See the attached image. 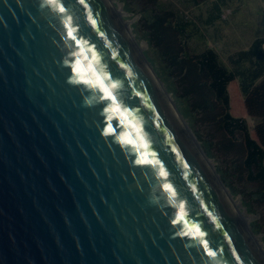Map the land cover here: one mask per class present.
I'll return each instance as SVG.
<instances>
[{"label": "water", "instance_id": "95a60500", "mask_svg": "<svg viewBox=\"0 0 264 264\" xmlns=\"http://www.w3.org/2000/svg\"><path fill=\"white\" fill-rule=\"evenodd\" d=\"M152 72L107 0H0V264H264Z\"/></svg>", "mask_w": 264, "mask_h": 264}, {"label": "trees", "instance_id": "16d2710c", "mask_svg": "<svg viewBox=\"0 0 264 264\" xmlns=\"http://www.w3.org/2000/svg\"><path fill=\"white\" fill-rule=\"evenodd\" d=\"M133 1L142 7L150 42L161 52L184 96L199 119L220 135L217 143L232 157L236 177L243 175L253 185L251 203L264 207V37H256L231 57L236 65L247 63L246 68L230 69L213 47L191 51L193 20L161 8L160 0ZM210 1L192 3L199 6ZM222 10L219 2L214 3L207 24L218 20ZM250 119L255 122L252 127Z\"/></svg>", "mask_w": 264, "mask_h": 264}, {"label": "rangeland", "instance_id": "374dc122", "mask_svg": "<svg viewBox=\"0 0 264 264\" xmlns=\"http://www.w3.org/2000/svg\"><path fill=\"white\" fill-rule=\"evenodd\" d=\"M161 8L173 9L187 20H193L195 30L188 45L192 52L197 53L207 47H213L221 54L222 60L230 69H243L248 66L242 62L236 65L231 57L237 51L247 48L258 36L264 37V0H222V15L213 24H207V17L213 7L212 1L195 6L192 0H160ZM112 10H117L123 23L129 25L132 39L137 47L147 56L163 93L171 97L174 106L183 118L185 128L196 139L214 169L226 185L232 199L236 201L238 214L244 215V224L253 231L254 238L264 251V207L251 203L253 185L243 176L236 177L232 168V157L220 148L217 139L220 135L199 119L197 110L190 105L178 85V80L170 72L161 52L151 44L148 22L144 19V11L137 1L107 0ZM197 18V19H196ZM195 27H192L194 29ZM178 116V114H177ZM252 127L255 122L249 121ZM186 128V129H187ZM188 129L186 130L188 132ZM235 173V174H234ZM250 202V203H249Z\"/></svg>", "mask_w": 264, "mask_h": 264}, {"label": "bare ground", "instance_id": "6f19581e", "mask_svg": "<svg viewBox=\"0 0 264 264\" xmlns=\"http://www.w3.org/2000/svg\"><path fill=\"white\" fill-rule=\"evenodd\" d=\"M115 13L118 15V13L119 12H117V10L115 11ZM125 26L127 27V29H128V31H129V33H130V36L132 37V31H131V29H130V27H129V25H126V23H125ZM138 49H139V51L141 52V54H142V51H141V49L138 47ZM165 96H166V98L168 99V101H169V103L171 104V106H172V108L174 109V111H175V113L176 114H178V118L180 119V121H182L183 120V118L181 117V115L179 114V112L177 111V109H176V107L174 106V103H173V101H172V99H171V97L165 92ZM182 123V122H181ZM183 124V126H184V123H182ZM184 128H185V126H184ZM187 128V127H186ZM185 128V129H186ZM188 129V128H187ZM186 129V130H187ZM188 135L190 136V138L192 139V141L194 142V144L196 145V147L198 148V150L200 151V153L202 154V156L204 157V159L206 160V162H207V164H208V166H209V168H210V170H211V172L214 174V176L216 177V179L219 181V183H220V178L218 177V175L215 173V171H214V167H213V165H212V163L210 162V160L208 159V157L206 156V154L202 151V148L200 147V145L197 143V141H196V137L194 138L193 137V135L191 134V132H189V129H188ZM221 184V183H220ZM222 186V185H221ZM223 187V186H222ZM223 189H224V191L226 192V194H227V196H228V198H229V200H230V202L232 203V205L234 206V208H235V210H236V201H234L233 199H232V197H231V195H230V193H229V191L226 189V187H223ZM237 211V210H236ZM239 216H240V218L242 219V221H243V223H244V215H242V214H239ZM244 216V217H243ZM245 226H246V224H245ZM247 227V226H246ZM247 229H248V231L250 232V234L252 235V237H253V239L255 240V242L257 243V245H258V247L260 248V250H261V245L259 244V242H257L256 241V239L254 238V233H253V231L251 230V227H250V229L247 227ZM262 251V250H261Z\"/></svg>", "mask_w": 264, "mask_h": 264}, {"label": "crops", "instance_id": "0c3cea01", "mask_svg": "<svg viewBox=\"0 0 264 264\" xmlns=\"http://www.w3.org/2000/svg\"><path fill=\"white\" fill-rule=\"evenodd\" d=\"M221 1H222V0H212V2H214L215 4H218V2L221 4ZM214 3H213V5H214ZM221 6H222V9H223V5H222V4H221ZM254 39H255V38H254ZM251 43H252V42H251ZM251 43H250V44H251ZM250 44H249V45H250Z\"/></svg>", "mask_w": 264, "mask_h": 264}]
</instances>
